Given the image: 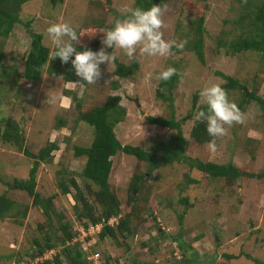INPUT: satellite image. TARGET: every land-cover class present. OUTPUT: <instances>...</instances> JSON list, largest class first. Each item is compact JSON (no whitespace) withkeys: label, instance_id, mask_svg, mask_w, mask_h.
<instances>
[{"label":"rangeland","instance_id":"rangeland-1","mask_svg":"<svg viewBox=\"0 0 264 264\" xmlns=\"http://www.w3.org/2000/svg\"><path fill=\"white\" fill-rule=\"evenodd\" d=\"M192 1L195 0L161 1L168 9L163 16V38L176 42L186 40L182 51L173 48V55L169 57L137 54L134 57L137 67L130 78L117 77L112 73L111 64H102V77L95 85H86L83 90V107L101 105L109 96L118 97L117 103L125 113L112 130L122 145L139 146L157 157L163 152L161 145L174 134V131L150 124L144 118L146 115L168 114L165 103L154 94L158 80L147 79L149 73L155 77L167 67L176 69L178 81L173 108L175 118L181 123L183 137H187L192 122L187 113L192 94L196 93L197 104H204L200 91L211 84L222 87L225 82L215 71L237 80V87L225 89L230 101L238 104L242 97L253 91L264 96V47L260 51L231 52L225 45L238 37L255 36L253 28L258 26L252 24L253 9L260 0H249V4L244 0H205V7L195 2V6H190ZM96 2L28 0L21 6L20 22L13 24L6 38L0 37V127L7 117L14 119L21 129L22 147L31 153L48 140L58 145V149L52 151L50 168L39 165L35 188L41 197L54 194V211L61 210V221L70 222L72 238L75 239L65 245L78 244L82 250L81 244L89 246L95 242L96 251L103 257L121 259L129 264L132 261L138 264H264V122L254 100H249L241 110L245 117L243 123L234 124L226 136L216 140L215 152L209 150L208 144L200 147L191 144L185 153L203 161H229L238 167L252 162L251 171H260V179L237 178L232 185L224 186L221 180L212 179L196 169L187 172L186 164L174 160L165 165H152L148 161H138L133 155L117 152L110 158L107 182L119 200L120 216L129 212V207H125L127 184L136 172L142 174L139 180H145L149 185V195L141 205L140 215L143 218L153 216L154 220L146 221L149 226L131 228L132 232L124 237L117 234L116 240L108 236L98 239V232L85 235L80 232H86L89 225L83 226L75 216L71 198L74 190L69 185V178L76 179L83 190V180L78 173L85 158H73L72 146H88L93 130L84 122L74 124L73 102L65 89L71 88L80 96L82 83L65 82L63 75L67 64L61 63L58 57L50 61L48 58L39 79H23L20 72L30 35L22 23L31 21V31L41 33V42L51 54L54 46L46 33L50 24L67 22L77 30L102 20L104 29H110L116 18H123L119 12L121 6L133 7L134 0H111L106 7ZM185 3L190 7L187 8ZM198 15L203 16L202 64L187 47L193 39V23ZM102 38L103 33L96 51L103 47ZM219 40L225 44L219 45ZM113 51L118 61L126 63L131 60L121 50L111 49ZM134 99H137L142 114L138 113ZM56 125H63L61 131ZM31 159L14 145L0 140V193L15 201L10 211L12 214L23 204L30 203L26 193L14 188L11 182L13 178L27 177ZM184 172L194 181L185 182ZM60 176L70 193L62 194L58 189L56 177ZM179 197H186V202L180 203ZM100 212V207H94V214ZM178 215H181L180 221H177ZM44 219V215L33 206L28 208L24 217L14 214L0 219V264H34L35 259L29 257L28 250L33 249L31 239L40 238L41 232L36 224ZM50 219L51 234L59 236L60 232L53 229L56 227L54 217L50 216ZM104 219L106 221L103 218L101 224ZM116 219L110 217L107 225L113 226ZM57 247L46 250L43 256L50 259L59 253Z\"/></svg>","mask_w":264,"mask_h":264},{"label":"trees","instance_id":"trees-1","mask_svg":"<svg viewBox=\"0 0 264 264\" xmlns=\"http://www.w3.org/2000/svg\"><path fill=\"white\" fill-rule=\"evenodd\" d=\"M26 1L28 0H0L1 38H6L13 24L20 22L19 13L22 4ZM49 1L55 3L56 1L61 0ZM91 1H97L96 3L98 5H105V7L111 2V0ZM161 1L162 0H134L133 7L147 10L153 4L160 5ZM244 1L249 4V0ZM193 2L198 3L202 7L206 6L205 0L192 1L190 2V6H195ZM185 5L187 8L190 7L186 3ZM253 12L252 24L258 26L257 29L253 28L255 31L254 37H238L233 41L227 42V44L219 40L218 44H225L231 52H239L241 50H262L264 47V0H260L259 5L254 7ZM242 18L243 17H240V19ZM202 22L203 16L198 15L193 23V39L187 45L201 64L203 63ZM30 23V20L22 23L26 32L30 35V42L28 51L23 59L20 74L25 80H37L40 78L41 70L44 68V65L50 57V51L48 47L42 44L41 33L31 31V28L29 27ZM102 23V20H100L98 23H92L76 30L77 34L80 35V43L75 45L76 51H84L87 49L96 51L102 35L101 29H104ZM106 51L110 53L111 49L107 48ZM136 67L137 62L134 58L126 63L116 60L115 67L112 68V73L117 77L130 78ZM215 74L225 80L222 84L224 89L237 87L238 82L236 79L219 71H215ZM63 79L65 82L70 83L79 81L82 84L84 83L79 77H76L74 68L70 62L67 63ZM177 79L178 74L176 73L167 82L158 81L157 87L154 91L156 98L165 103L168 113L167 116H144L148 123L174 131V134L168 138L166 143L161 145V150L163 152L157 157L155 153L146 151L139 146L131 144L122 145L115 137L112 129L115 124L122 120L125 113L124 108L117 103V96H109L107 101L101 105L83 107L82 95L77 96L75 91L71 90V88L68 90L65 89L66 95L70 98L71 103L73 102L72 107L75 110V116L73 119L74 124L77 125L79 122H84L92 127L93 130L92 139L88 146H72L73 158L81 156L85 158L78 173V177L83 180V190L80 189L76 179L69 178V185L74 190L71 194V198L74 202L72 208L75 216L78 217V219L81 220V224L86 227L88 225L102 222L101 220L103 218H117L116 224L113 226L107 225V223L102 224L101 229L97 233V236L99 237L98 239L108 236L113 240H116L117 234L124 237V234L129 235L132 232V229L137 226H139V228L149 226L146 224L147 220H154L153 216L143 218L140 215L141 205L147 201L149 195V185L145 183V180L140 181L139 179L142 174L136 172H133L127 184L128 194L126 205L128 206L125 205V207H129V212L127 215H124V217L120 216L121 208L119 206V200L116 193L112 191L107 182L111 167L110 158L117 152L133 155L138 161H148L152 165H165L167 161L174 160L177 163L186 164V168H188L187 172H189L190 169H196L212 179L221 180L224 186L232 185L236 182L237 178L243 180L253 177L260 179L262 176L260 171L255 173L251 171L252 162L243 165L242 167H238L229 161L217 163L215 161H203L199 158H192L186 155L185 151L191 144L200 147L208 144L209 140L212 138L207 134L206 123L196 122L194 119V114L197 111L207 110L205 104L196 103V93L192 94L191 105L187 111L190 117H192V122L187 137L182 136L181 123L175 118L173 108L174 91L176 89ZM242 95H244V93H242ZM249 100L256 101L260 109L261 118L264 122V96L260 97L256 95L254 91L249 92L248 96L245 98L242 97L238 102L237 105L239 109L242 110L244 104L249 102ZM62 126L63 125H56L59 130L60 128L62 129ZM0 140L2 143L14 145L24 156L32 158L27 171V177L25 179L13 178L11 182L14 188L22 190L30 198L29 205L23 204L21 209H17L14 214H20L24 217L28 208L33 206L45 217L43 222L36 224L38 231L41 232V236L39 239L36 236L31 239L33 249L30 248V250H28L29 257L34 259L42 257L46 250H51L56 246L59 247V253L53 254L50 259L43 258L41 260H35L34 264H91V260L86 258L87 253L80 250V248L77 247L78 244L77 246L72 245V247H70V245H65V242L72 239L73 234L70 231V222L61 221L63 218L61 210L57 212L54 211L52 203L54 194L41 197L35 188V173L40 164H45L50 168L53 158L52 151L58 149L56 142L48 140L43 146L38 148L35 153H31L25 147H22L21 142L23 141V136L21 134V129L17 122L11 117H7L2 127H0ZM187 172L183 173L184 181H194L193 179L188 178ZM56 184L62 194L70 193L68 185H65L61 176L59 178L56 177ZM133 192H135V195H132ZM178 201L184 204L186 202V197H179ZM14 203L15 201L7 197L4 193H0V219L10 215L14 216V214L10 213L11 207ZM94 207L96 209L100 207L101 212L94 214ZM50 216H53L55 219L56 227L53 229L54 231L60 232L59 236L54 237L51 234ZM180 218L181 215H178L177 221H180ZM88 247L92 248V251H96L97 248V246L96 248H93L92 244ZM224 256L228 257L226 254H224ZM245 257H248V255L245 254ZM99 258L104 261V263L116 259L109 258L108 256L103 257L101 254L99 255ZM257 264L260 263L257 262Z\"/></svg>","mask_w":264,"mask_h":264},{"label":"clouds","instance_id":"clouds-1","mask_svg":"<svg viewBox=\"0 0 264 264\" xmlns=\"http://www.w3.org/2000/svg\"><path fill=\"white\" fill-rule=\"evenodd\" d=\"M167 10L166 4H153L147 10L127 4L122 5L119 12L123 18H116L112 28L101 29L103 47L98 51L90 49L76 51L75 45L80 43V35L77 31L67 22L50 24L46 33L54 48L49 61L58 57L61 63H71L75 75L84 82L81 84L82 95L86 85H95L102 77L100 67L102 64L108 66L111 64L115 67L117 55L114 51L107 52V48L119 49L129 59L137 54L146 57H169L173 55V48L182 51L187 43L186 40L176 42L163 38L161 29L165 27L163 16ZM175 74V68L167 67L155 77L149 73L147 79L155 78L158 81L167 82ZM200 96L207 110L197 111L194 119L196 122L206 123L207 134L212 138L208 142V148L211 152H215L217 150L216 140L226 136L228 129L234 124L243 123L244 113L236 103L229 100L227 91L219 84H211L203 88ZM106 221L104 219V223ZM92 246L96 247L95 242ZM132 264L137 263L132 261Z\"/></svg>","mask_w":264,"mask_h":264},{"label":"built area","instance_id":"built-area-1","mask_svg":"<svg viewBox=\"0 0 264 264\" xmlns=\"http://www.w3.org/2000/svg\"><path fill=\"white\" fill-rule=\"evenodd\" d=\"M102 224L101 223H97V224H94V225H89L88 226V230L86 232H84L83 230H80V232L82 234H91L92 232H97L100 228H101ZM75 238H73L72 240H74ZM81 248L83 251H86V258L88 260H91V264H129V263H124L123 260L121 259H116V260H110L109 262L107 263H104V261H102L100 258H99V253L98 251H91L89 250L88 246L87 245H83L81 244ZM45 258L44 256L42 257H37L35 258V260H41Z\"/></svg>","mask_w":264,"mask_h":264},{"label":"water","instance_id":"water-1","mask_svg":"<svg viewBox=\"0 0 264 264\" xmlns=\"http://www.w3.org/2000/svg\"><path fill=\"white\" fill-rule=\"evenodd\" d=\"M246 94V93H245ZM134 104L138 107V113L139 114H142V111H141V109H139V104H138V102H137V99H134Z\"/></svg>","mask_w":264,"mask_h":264},{"label":"crops","instance_id":"crops-1","mask_svg":"<svg viewBox=\"0 0 264 264\" xmlns=\"http://www.w3.org/2000/svg\"><path fill=\"white\" fill-rule=\"evenodd\" d=\"M151 236V235H150ZM139 262H137V264H138Z\"/></svg>","mask_w":264,"mask_h":264}]
</instances>
